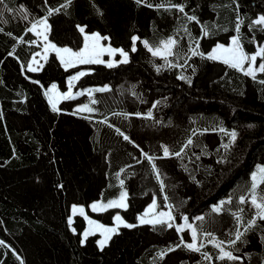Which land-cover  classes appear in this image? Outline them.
Segmentation results:
<instances>
[{
	"label": "trees",
	"instance_id": "obj_1",
	"mask_svg": "<svg viewBox=\"0 0 264 264\" xmlns=\"http://www.w3.org/2000/svg\"><path fill=\"white\" fill-rule=\"evenodd\" d=\"M66 2H0V264H264V220L251 204L252 174L264 166V73L253 79L208 58L215 45H228L233 36L248 55L264 47V25L253 23L264 15V0H72L61 8ZM172 5H184V12ZM50 8L61 10L48 16ZM45 16L51 43L80 50V26L84 33L108 37L103 41L127 52L129 62L65 68L50 51L39 70L30 71L42 51L28 29ZM132 36L139 37L135 52ZM169 37L177 41L172 55L149 51ZM193 49L203 55H193ZM255 63H264V56ZM79 72L86 74L72 81ZM50 84L62 91L72 87L71 98L57 110L47 98ZM103 88L108 90L98 91ZM84 105L94 111L81 110ZM189 138L192 144L180 157L163 156V146L174 153ZM257 185L256 194L264 195L259 177ZM122 193L126 207L89 212L116 229L103 248L99 234L82 239V215H75L76 229L71 227V205H108ZM229 199L221 212L213 211ZM154 200L150 214L169 209L172 228L140 223ZM117 211L122 221L115 226ZM185 216L197 229L200 252L185 246L193 241L187 230L176 231ZM250 219L256 220L252 230L228 244ZM213 238L239 259H218Z\"/></svg>",
	"mask_w": 264,
	"mask_h": 264
},
{
	"label": "snow or ice",
	"instance_id": "obj_2",
	"mask_svg": "<svg viewBox=\"0 0 264 264\" xmlns=\"http://www.w3.org/2000/svg\"><path fill=\"white\" fill-rule=\"evenodd\" d=\"M0 2H2V0H0ZM135 2L137 4H141V3H146V0H135ZM72 3V0H67L66 4L61 5V8H66L68 7L70 4ZM148 7H153V5L151 4H147ZM157 7H162V5H157ZM172 7L177 8L180 12H184V5H172ZM61 9L57 8V9H49L48 10V16H51L54 12H59ZM8 11H12V9H8ZM21 15H23L24 19H27V14H26V10L21 12ZM186 15V14H185ZM48 16H45L43 18H40L38 20H36L33 24L32 27L28 29V31H35L37 36H42L43 39L45 41L48 40V36H47V32L50 30V25L48 24ZM187 19L189 21H196L197 23H199V21L197 20L196 16H188ZM242 23V22H241ZM255 25H264V15H261L257 20H255L253 22ZM37 27H40L43 29V31H36ZM79 28V30L81 32H84V27H80L77 26ZM264 30V29H262ZM0 31H2V29H0ZM236 31L237 33L240 32V23H237L236 25ZM203 34L205 36L208 35V31L205 28ZM11 35V34H9ZM101 39H105L107 40L108 37H101L99 33H92L91 35H86L85 36V45L84 47L79 51V52H73L70 48H58L55 44H46L45 46V52L47 53L48 49L51 48L53 51H55L57 53V55L60 57L61 63L64 64L65 68H69V67H73V65L75 63H79V64H103L105 63L101 58V54L105 51L107 52H113L116 51L114 49L109 48H104L103 46H101L100 44V40ZM132 42H133V48L132 51L135 52L136 51V47H135V43L136 41L139 39V37L137 36H132L131 37ZM22 41V38H21ZM89 41H91V43H89ZM34 43V41H33ZM144 44L147 46L148 42L144 41ZM177 44V41L171 37H169L166 41H161V45H162V49L161 48H157L155 51H153L151 48H149V51H152V54L155 55H160L161 51H163V54L165 56L168 55H172L173 54V47ZM198 46V45H197ZM122 54V56L124 57L122 63H128V53L124 52L123 50H119ZM193 55H203V53H199L196 51V49H193ZM13 53H9V55H12ZM257 56H264V47L260 48L254 55H248L243 51V48L241 46L240 43V39L238 36H233L231 38V46L229 47H224L223 45H217L216 48L213 49V51L211 53L208 54V58L209 59H213V60H217V59H222L223 63L228 65L229 67L233 68V69H237L240 71H244L246 75L251 76L253 79L256 78V72H261L264 73V63H261L259 65L258 68H254L253 65L255 64V61L257 59ZM248 61L249 62V66L247 69H245L244 65L245 62ZM107 66L109 68L113 67L114 64L109 62L107 64ZM29 70L30 71H38V68H34L32 67L31 64H29ZM157 71H159V69H157ZM86 73L84 72H79L77 75L71 77V80H77L79 79V77L85 75ZM182 80H187L188 83H191V79L185 76H180L179 77ZM261 84H264V80L260 81ZM53 90L56 88L55 85L52 86ZM107 88H103V89H98V91H107ZM62 99H70L71 98V93H64L61 97ZM159 103V102H157ZM153 107H155V105H153ZM86 109L89 112L94 111V109L89 108L87 105L83 106L84 110ZM53 110H57L55 104H53ZM136 115H140L139 113H137ZM149 117L152 116L151 111L148 112L147 114ZM221 131H224V129H220ZM205 131H207V129H205ZM196 133L193 132V135H195ZM231 136V141L235 142L236 138H237V133L235 131H232L230 133ZM125 140H129L130 138L128 136H124ZM192 144V140L191 138L188 139L187 143L184 145V147H182L180 149V151L171 153L168 149L167 146H163V156L164 157H169L170 155H174L176 157H180L182 152H184V149L187 148L189 145ZM137 147H139L137 145ZM225 147H227V145H225ZM142 154L146 157V159H148L149 161H153L155 158L152 156H149L147 153H143ZM152 168L153 170L156 172V176L157 179L160 180V172L159 170L156 168V165L153 163L152 164ZM259 177V182L260 183H264V166H261L258 170V172L253 173L252 174V178H253V183L251 185L252 191H253V195L251 197V204L257 209L256 212V216H258L261 220H264V195L258 196L256 194V189H257V180ZM121 183H123V181H121ZM160 186H161V191L163 192L164 190V183L163 180H160ZM126 198V193H122L121 194V199L119 202L116 201H110L108 205L106 206H101V207H126V204L124 203V200ZM164 199L167 200L168 197L165 195ZM240 202L241 203H245V197L241 196L240 197ZM155 200L153 201V205L150 207H154L155 206ZM226 203H231V200H227V201H221L220 202V206H214L213 207V211L216 213L221 212L222 208L221 206L226 204ZM93 210H100V208H98L97 205H93ZM171 207V206H169ZM75 211V209H74ZM82 211V210H81ZM117 220H120L121 218L119 216L116 217ZM183 219L185 220V225L184 226H180L177 227L176 231L177 232H181L183 231L184 227H187L189 229H191V235H192V239L193 241H195L197 239V229L194 228L191 224L187 223L188 221V217H183ZM197 220H204V217H196ZM173 220V216L171 215L170 212H161L159 213L158 217H155L151 220H146L141 218L140 219V223L141 224H145V223H149V224H165L167 223V227L168 228H172L173 224L168 222V221H172ZM239 220V217H238ZM256 225V220L255 219H250L247 221V227H245L244 232H241L239 230V228H237L236 232H235V239L229 240L227 241L228 244L230 245H235L237 241H240L242 239V237L245 235L246 232L251 231L252 228ZM127 227H134V225H126ZM116 231V229L114 228H107L105 229L106 233H114ZM91 233L86 232L84 234L85 238H87L88 235H90ZM208 236H212L211 233H205ZM108 239H110L109 236H105V238L101 241H99L98 243L100 244L101 248H103V246L107 243ZM183 240V238H181ZM262 240H264V237H261ZM84 241L82 240L81 243H83ZM210 243H213L214 246L219 249V256L217 257L220 260H229V261H234L239 259V257L234 256L233 253L231 251H226L225 248L223 247V244L225 243L224 241H220V240H216L215 238H213L212 240L209 241ZM0 244H3V241H0ZM188 249L196 251V252H200V247H197L195 243H188L185 245ZM176 247H180V245H176ZM202 247V245H201ZM168 251H174V249L169 248ZM163 255H165L164 252H161V257H163ZM204 257L205 259H210V257L208 256L207 253H204Z\"/></svg>",
	"mask_w": 264,
	"mask_h": 264
},
{
	"label": "rangeland",
	"instance_id": "obj_3",
	"mask_svg": "<svg viewBox=\"0 0 264 264\" xmlns=\"http://www.w3.org/2000/svg\"><path fill=\"white\" fill-rule=\"evenodd\" d=\"M32 27V26H31ZM36 31H43V29L42 28H40V27H37V29H36ZM35 35H36V32L35 31H32ZM86 35H91V34H87V33H84L83 32V36H84V41H83V47H84V45H85V36ZM37 36V35H36ZM37 38H38V40H39V42H40V45H41V51L42 52H40V53H38V55H36L35 57H34V59L32 60V67H34V68H37L38 67V65L39 64H41L42 62H43V60L46 58V56H47V54L51 51H53L51 48H49L48 49V51H47V53L45 52V46H46V44H49V43H51L49 40H47V41H45L44 39H43V37L42 36H37ZM89 43H91V41H89ZM51 44H53V43H51ZM100 44H101V46H103L104 48H111V49H114V50H116V51H113V52H107V51H105V52H103L102 54H101V56H100V58L105 62V64H108L109 62H111V63H113L114 65L115 64H117V63H119V62H122L123 61V59H124V57L122 56V54H121V52L119 51V50H121V49H115V48H113V47H111L108 43H106V42H104L103 41V39H101L100 40ZM218 45V44H217ZM217 45H215L213 48H212V50H211V52L213 51V49L214 48H216V46ZM219 45H223L224 47H229V46H231V41H230V43L228 44V45H224V44H219ZM57 46V45H56ZM58 48H69V47H67V46H57ZM71 49V48H70ZM161 49H162V47H161ZM72 50V49H71ZM73 51V50H72ZM153 51H155V50H153ZM53 52H55V51H53ZM73 52H75V51H73ZM210 52V53H211ZM56 53V52H55ZM161 56H163L164 54H163V51H161V54H160ZM254 55V54H253ZM118 56V59H116V57ZM165 56V55H164ZM217 60H221V61H223L222 59H217ZM75 64H77V63H75ZM248 66H249V62L247 61V63H246V67H245V69H247L248 68ZM253 67L254 68H258L259 67V65H257L256 63L253 65ZM53 85H55L56 86V88L53 90V88H52V86ZM46 94H47V98H48V101H49V103L53 106V104H55V106L56 107H58L59 106V103L63 100L61 97H62V95L64 94V93H71L72 94V87H69L67 90H65V91H62L56 84H50L46 89ZM258 181V180H257ZM124 203L126 204V200H124ZM97 205L98 206V208H100V210H93V205ZM107 204H105V203H103V202H101V201H99V200H97V201H94V202H91V203H89L88 205H84V204H73V205H71V208H70V215H69V217H68V221H69V223H70V225H71V227L72 228H74V229H76V226H75V224L73 223V221L75 220V215L76 214H78V215H82L84 218H85V221H86V224H85V227L83 228V230H82V239L83 240H85L86 238H85V236H84V234L86 233V232H89V233H91V234H99V236H98V238H97V241L99 242V241H101V240H103L104 238H105V236H109L110 237V235H111V233H106L105 232V229H107V228H114V226L113 227H111L110 225H105L104 223H102L101 221H99V220H97L96 218H94L93 216H91L90 214H89V212L90 211H103V210H105L106 208H108V207H101V206H106ZM153 205V203H151L148 207V209H147V213L149 214L147 217H143V216H141V218H143V219H148V220H151V219H153V218H155V217H158L159 216V213H161V212H170V210L169 209H167V210H162V211H160L158 214H150V209L152 208V207H150V206H152ZM122 208H124V207H122ZM74 209H75V211H74ZM82 210V211H81ZM117 216H119L120 218H121V214H120V212H116L115 213V216H114V221H115V223H116V225L115 226H117L118 224H120L121 223V221H122V218L120 219V220H117L116 219V217ZM185 224H182V225H179V226H177V227H180V226H184ZM183 230H187L188 232H189V234H190V236L192 237V235H191V229H189V228H187V227H184V229ZM90 234V235H91ZM108 242V241H107ZM192 243H195L194 241H192ZM99 244V243H98ZM99 246H100V244H99Z\"/></svg>",
	"mask_w": 264,
	"mask_h": 264
},
{
	"label": "crops",
	"instance_id": "obj_4",
	"mask_svg": "<svg viewBox=\"0 0 264 264\" xmlns=\"http://www.w3.org/2000/svg\"><path fill=\"white\" fill-rule=\"evenodd\" d=\"M82 48H83V46H82ZM82 48H81V49H82ZM81 49H80V50H81ZM80 50H78V51H76V52H79ZM56 54H57V53H56ZM256 73H257V72H256Z\"/></svg>",
	"mask_w": 264,
	"mask_h": 264
}]
</instances>
